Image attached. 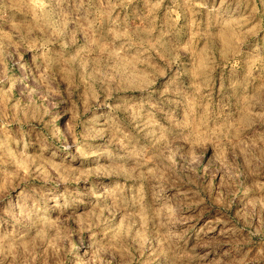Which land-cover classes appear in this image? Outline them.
<instances>
[{
	"label": "rangeland",
	"instance_id": "374dc122",
	"mask_svg": "<svg viewBox=\"0 0 264 264\" xmlns=\"http://www.w3.org/2000/svg\"><path fill=\"white\" fill-rule=\"evenodd\" d=\"M0 264H264V0H0Z\"/></svg>",
	"mask_w": 264,
	"mask_h": 264
}]
</instances>
